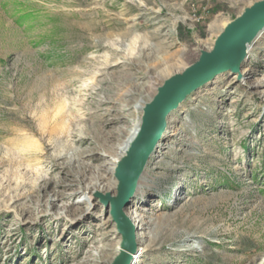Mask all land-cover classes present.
I'll list each match as a JSON object with an SVG mask.
<instances>
[{
	"label": "rangeland",
	"instance_id": "374dc122",
	"mask_svg": "<svg viewBox=\"0 0 264 264\" xmlns=\"http://www.w3.org/2000/svg\"><path fill=\"white\" fill-rule=\"evenodd\" d=\"M260 1L0 0V264H106L119 182L90 185L141 103ZM216 78L169 114L127 205L137 264H264V38Z\"/></svg>",
	"mask_w": 264,
	"mask_h": 264
},
{
	"label": "water",
	"instance_id": "95a60500",
	"mask_svg": "<svg viewBox=\"0 0 264 264\" xmlns=\"http://www.w3.org/2000/svg\"><path fill=\"white\" fill-rule=\"evenodd\" d=\"M264 28V0L245 9L229 23L215 40L211 51H202L200 60L159 87L158 93L143 110L142 124L130 150L117 169V196H101L105 206L110 205L112 220L121 235V254L112 264H129L130 252L136 250L135 227L124 212L129 198L136 192L137 183L150 154L157 148L167 128V115L177 110L189 95L226 71L240 73L246 58L247 46Z\"/></svg>",
	"mask_w": 264,
	"mask_h": 264
},
{
	"label": "bare ground",
	"instance_id": "6f19581e",
	"mask_svg": "<svg viewBox=\"0 0 264 264\" xmlns=\"http://www.w3.org/2000/svg\"><path fill=\"white\" fill-rule=\"evenodd\" d=\"M215 27V26H214ZM222 33V32H221ZM264 38V28H263V30L262 31H260L259 33H258V35H257V37L251 42V43H249V45L247 46V54H246V58L244 59V61L242 62V65L245 63V62H249L250 61V59H251V55H252V53H253V51H254V49H255V46L259 43V41L260 40H262ZM206 49H208V47L206 48ZM183 73V72H182ZM181 73V74H182ZM217 77V76H216ZM215 77V78H216ZM215 78H213L212 80H216ZM211 80V81H212ZM198 90V89H197ZM196 91V90H195ZM149 103V102H148ZM148 103H146V102H142L141 103V105L138 107V109H139V111H142L143 110V108L148 104ZM184 103V102H183ZM182 104V103H181ZM180 104V105H181ZM44 106V105H43ZM180 107V106H179ZM173 111H175V110H173ZM173 111H171L169 114H171ZM169 114L166 116L167 117V123H168V118H169ZM57 118V119H56ZM55 119H56V122L55 123H51V121L49 122V115L48 116H46V115H44L43 117H42V123H43V125H44V131H45V133H49L51 136L52 135H58L59 134V129L61 128V126H62V124H63V122H64V120H62L61 118H60V115H56V117H55ZM142 119L143 118H141V116L139 115L138 116V119H137V121L135 122V125H134V128L132 129V131H131V134L127 137V139L126 140H124V141H122L119 145H117L116 146V150H117V152L118 153H115V156H116V159L115 160H113V168L111 169V172H109V173H106V176L105 177H100V179L97 181V182H95V183H93V184H91L90 185V191L91 192H93L94 190H96V191H101V188H103V183H105L107 180H108V178L110 179V177L111 176H114L115 177V175H116V170H117V168L120 166V164H121V161L123 160V158H125L126 156H127V154H128V152H129V150H130V146H131V144H132V142L135 140V138H136V136L138 135V132H139V130H140V127H141V124H142ZM53 122V121H52ZM166 130V129H165ZM175 133H173L172 135H174ZM165 137H166V132L164 131V134H163V136H162V138H161V140L157 143V148L150 154V157H149V159H148V161L150 160V158L153 156V153L156 151V150H158V148H160V146H161V144H162V142H163V140L165 139ZM61 157V156H60ZM147 161V162H148ZM148 164V163H147ZM148 173V169H147V165L145 166V168H144V170H143V172L141 173V175H146ZM109 175H110V177H109ZM141 175L139 176L140 177V179H141ZM139 179V181H138V183H137V187H136V190H137V193H136V196H137V194L138 193H140L141 192V187H142V185H143V180H140ZM111 180V179H110ZM115 185L117 184V181H116V183H114ZM112 186V185H111ZM111 187H108V188H106L107 190L108 189H110ZM138 188V189H137ZM112 189V188H111ZM135 190V191H136ZM106 192V191H105ZM134 193V194H135ZM113 196H115L116 195V193L115 192H112L111 193ZM132 195L130 198H129V200H128V203L125 205L126 207H127V205L128 204H130V202H131V200H133V198L135 199V195ZM125 207V208H126ZM124 208V212H126V214L128 215V216H130L131 215V213H129V211L131 210V207H127V209H125ZM132 216V215H131ZM135 223H134V227L136 228V231L138 230V228L139 227H141V223L140 222H138L137 223V221H134ZM139 242V238L137 239V243ZM103 252H107L108 250H106L105 248L102 250ZM123 250L121 249V247H120V243H118V244H116V246H115V248H114V252H112V253H109L108 254V258L106 259V258H104V259H106V264H112V262L114 261V259L117 257V256H119L120 254H121V252H122ZM148 252H149V250L148 249H143V248H141V247H139V249H137V251L136 252H130L131 254H130V263L129 264H137V262L139 261V259H140V257L141 256H144V255H147L148 254ZM107 257V256H106Z\"/></svg>",
	"mask_w": 264,
	"mask_h": 264
}]
</instances>
